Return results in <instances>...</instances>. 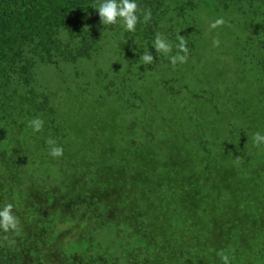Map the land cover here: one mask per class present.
<instances>
[{
	"label": "trees",
	"instance_id": "1",
	"mask_svg": "<svg viewBox=\"0 0 264 264\" xmlns=\"http://www.w3.org/2000/svg\"><path fill=\"white\" fill-rule=\"evenodd\" d=\"M100 2L0 0V264H264V0Z\"/></svg>",
	"mask_w": 264,
	"mask_h": 264
},
{
	"label": "clouds",
	"instance_id": "2",
	"mask_svg": "<svg viewBox=\"0 0 264 264\" xmlns=\"http://www.w3.org/2000/svg\"><path fill=\"white\" fill-rule=\"evenodd\" d=\"M98 11L100 17V24L103 26L122 24L123 28L128 33L136 31L137 24L141 22V16L143 23H148L152 18V12L150 9L139 8L137 0H101V2L94 7ZM225 24L223 17L216 18L211 24V29H216L219 26ZM214 45H218V41H214ZM176 47L183 55H175L170 57V61L173 64L177 62L184 63L187 61L188 49L184 38L178 35V43ZM152 48L157 53L167 54L172 50V44L166 39L162 38L159 34L156 35L153 41ZM144 65L153 64V56L149 51L145 52L139 58ZM29 127L34 133H39L44 127V121L38 118L32 119L28 122ZM253 142L257 146L264 145V134L256 132L253 136ZM49 145V155L53 158H59L63 155L64 149L57 146L55 141L49 139L47 142ZM14 206L11 203L0 206V232L3 233H19V219L13 210ZM7 239V237H5ZM13 241H10L12 243ZM222 264H230V259L227 255L221 257Z\"/></svg>",
	"mask_w": 264,
	"mask_h": 264
},
{
	"label": "rangeland",
	"instance_id": "3",
	"mask_svg": "<svg viewBox=\"0 0 264 264\" xmlns=\"http://www.w3.org/2000/svg\"><path fill=\"white\" fill-rule=\"evenodd\" d=\"M112 56V54L111 53H109L108 55H107V57H111ZM89 68V67H88ZM69 70H71L70 68H68V71Z\"/></svg>",
	"mask_w": 264,
	"mask_h": 264
}]
</instances>
